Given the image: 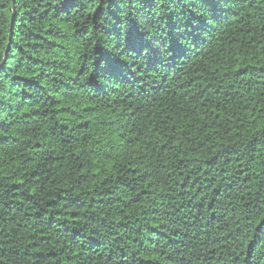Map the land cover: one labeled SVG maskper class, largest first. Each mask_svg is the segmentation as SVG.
I'll return each instance as SVG.
<instances>
[{"label":"trees","instance_id":"1","mask_svg":"<svg viewBox=\"0 0 264 264\" xmlns=\"http://www.w3.org/2000/svg\"><path fill=\"white\" fill-rule=\"evenodd\" d=\"M0 264H264V0H0Z\"/></svg>","mask_w":264,"mask_h":264}]
</instances>
